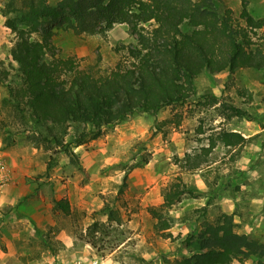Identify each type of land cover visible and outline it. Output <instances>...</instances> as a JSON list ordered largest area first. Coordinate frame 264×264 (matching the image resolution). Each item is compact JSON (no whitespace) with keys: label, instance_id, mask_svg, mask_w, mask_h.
I'll use <instances>...</instances> for the list:
<instances>
[{"label":"rangeland","instance_id":"rangeland-1","mask_svg":"<svg viewBox=\"0 0 264 264\" xmlns=\"http://www.w3.org/2000/svg\"><path fill=\"white\" fill-rule=\"evenodd\" d=\"M25 1L0 0V64L10 68L8 82L13 86H19L21 78L10 57L16 35L6 22L12 20L21 25ZM58 1L50 0L52 4ZM225 2L239 16L240 1ZM249 9L256 17H264V0H249ZM53 32L52 43L59 57L73 58L81 70L100 75L113 71L121 63L128 65V48L136 44L127 25H116L106 35L77 36L65 26L56 27ZM2 95L7 96L6 85H0L1 148L7 147L9 138L15 140L19 135L35 145L30 138L37 135L15 133L24 129L41 133L43 128L30 124L28 119L26 123L14 119ZM224 104L245 111L249 117L233 116ZM263 128L264 70H241L232 76L222 73L217 77L203 74L187 103L165 108L156 115L139 113L125 122L105 127L98 140L65 149L63 160H59L54 150L50 151L51 168L68 169V175H63L60 181L72 177V181L87 187L92 194H84L86 207L81 209L74 191L75 209L70 222L61 221L63 226H71L77 244L82 245L90 239L88 228L94 221L99 223L95 240L101 254L98 259L84 256V264H95L96 260L102 264L173 263L199 251L196 240L191 244H186V240L197 236L205 221L216 223L222 214L232 212L238 217L234 219L235 231L264 244V213L252 219L246 204L230 202L238 197H264V155L249 151L264 148V133L237 151L218 145L209 158V166L201 170L187 172L184 167L185 155L199 154L220 130L259 132ZM74 136L75 129L71 127L66 142H71ZM86 152L90 154L83 157ZM253 165L258 168L249 174ZM259 175L262 176L258 181H246L248 176ZM2 180L0 176V184ZM181 181L187 187L181 202L163 209L166 190ZM124 183L126 187H122ZM153 209L165 215L167 229H158L162 225L153 217ZM109 213L116 221L109 219ZM232 264H256V257H240Z\"/></svg>","mask_w":264,"mask_h":264},{"label":"trees","instance_id":"trees-1","mask_svg":"<svg viewBox=\"0 0 264 264\" xmlns=\"http://www.w3.org/2000/svg\"><path fill=\"white\" fill-rule=\"evenodd\" d=\"M239 1L237 16L225 0H60L56 4L26 0L21 25L6 22L16 35L10 57L21 81L19 86L9 83L11 70L0 64V85L7 87L2 101L11 107L14 119L24 123L28 119L43 132L24 129L15 134H35L37 138L30 139L36 147L64 154L65 149L98 140L103 128L136 114L156 115L187 103L203 74L215 77L241 70L263 71L264 17L251 12L249 0ZM116 25H127L135 37V46L128 48V65L121 63L100 75L81 70L73 58L56 54L52 43L56 27L65 26L77 36H94L106 35ZM224 107L235 117H249L237 107ZM71 127L75 136L66 142ZM9 139L7 146L14 142ZM250 140L233 130H220L199 154L185 155V170L209 166L218 145L237 149ZM126 178L127 174L124 181ZM186 191L182 181L173 183L164 194L162 208L177 205ZM55 210L71 214L68 200L55 201ZM151 213L162 225L159 230L168 228L164 214L157 209ZM109 217L116 221L113 214ZM99 227L94 221L88 228L87 243L101 254L95 240ZM194 240L199 251L170 264H232L240 257H256V264H264V244L238 234L233 214H222L216 223L205 221L200 233L186 244Z\"/></svg>","mask_w":264,"mask_h":264},{"label":"crops","instance_id":"crops-1","mask_svg":"<svg viewBox=\"0 0 264 264\" xmlns=\"http://www.w3.org/2000/svg\"><path fill=\"white\" fill-rule=\"evenodd\" d=\"M233 131L250 140L264 133V128L259 132ZM1 147L0 139V176L3 179L0 184V247H4L0 249V264H84V256L98 259L91 245L77 244L71 226L61 223L62 220L70 222L75 209L74 191L78 207L85 209L84 194L92 196L87 187L72 181V177L60 181L63 175H68V169L63 166L49 169V152L33 145L24 135H19L11 145ZM249 151L264 155V148ZM89 154L86 152L83 157ZM58 158L63 160L64 155L59 154ZM257 168L253 165L248 173L252 174ZM261 176H248L246 181H258ZM63 199L70 204L69 216L55 210V201ZM230 202L246 204L252 219L264 213V197H238ZM235 218L238 219L237 215ZM95 263L102 264V261Z\"/></svg>","mask_w":264,"mask_h":264},{"label":"built area","instance_id":"built-area-1","mask_svg":"<svg viewBox=\"0 0 264 264\" xmlns=\"http://www.w3.org/2000/svg\"><path fill=\"white\" fill-rule=\"evenodd\" d=\"M96 264V263H95Z\"/></svg>","mask_w":264,"mask_h":264}]
</instances>
